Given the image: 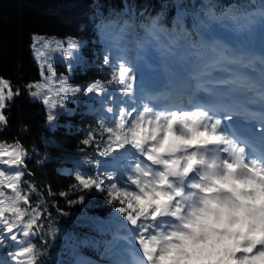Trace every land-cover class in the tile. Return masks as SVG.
Segmentation results:
<instances>
[{
	"label": "snow or ice",
	"instance_id": "obj_1",
	"mask_svg": "<svg viewBox=\"0 0 264 264\" xmlns=\"http://www.w3.org/2000/svg\"><path fill=\"white\" fill-rule=\"evenodd\" d=\"M216 7L208 3L189 13L178 4L170 28L159 25V16L140 25L146 36L135 49L123 42L133 26L129 20L102 24L106 82L72 86L69 77H57L52 53L68 61L71 72L80 42L33 36L43 82L26 90L47 106V122L59 115L53 97L63 108L69 94L80 92L95 94L111 114L87 131L82 143L95 148L84 153L88 170L78 168L71 185L74 192H106L108 203L117 205L116 234L106 242L111 264H264V3ZM152 48L158 56L149 62ZM18 95L0 78V126L8 124L3 110ZM233 116L258 118L262 131L222 124ZM26 157L19 142H0V248L6 241L15 248L0 256V264H41L43 253L32 238L48 233L40 205L31 207L21 189L22 177L32 175ZM35 190L29 184V192Z\"/></svg>",
	"mask_w": 264,
	"mask_h": 264
},
{
	"label": "trees",
	"instance_id": "obj_2",
	"mask_svg": "<svg viewBox=\"0 0 264 264\" xmlns=\"http://www.w3.org/2000/svg\"><path fill=\"white\" fill-rule=\"evenodd\" d=\"M241 0H0V78L9 80L15 92L3 111L8 124L0 131V142H19L27 151L26 173L22 177V192L29 195L31 207L40 205L43 213L41 222L47 235L38 234L32 238L43 253L41 264H74L77 256L89 259L87 264H108L112 261L109 244L116 234L113 209L116 204L108 203L107 193L92 191L74 192L71 185L76 183L74 173L88 170L83 165L84 153H92L94 145H84L89 129H98L100 118L105 115L100 98L95 94L75 96L69 94L64 107L57 102L56 119L49 124L46 116L48 108L42 100L29 95L26 86L42 80L40 64L34 58L33 36L52 35L72 37L80 44L82 60L68 71L67 66L56 67L64 70L72 86L86 85L96 79L106 82L108 66L103 64L105 43L101 40L102 24L111 20H129L133 26L125 37L130 49L145 38L141 24L150 25L152 18L160 17L159 25L172 26L177 13V5L189 13L200 10L210 3L221 7L238 4ZM264 0H256V4ZM253 5L249 10L255 9ZM191 21V15L186 17ZM134 34H136L134 36ZM104 71H101V69ZM118 87V86H117ZM34 91V89H33ZM111 98L109 97V100ZM114 106L107 103L104 107ZM69 110L70 113L69 114ZM96 139L100 137L95 134ZM82 149L84 151H82ZM6 168V166H4ZM60 167L64 171L60 170ZM12 171L14 174V170ZM72 173V175H69ZM29 184L36 190L29 192ZM6 192L10 190L5 189ZM60 192L70 193L66 198ZM86 197L84 203L69 204V200ZM43 202V203H42ZM21 207H27L21 205ZM47 211H44V209ZM57 208L67 215H61ZM52 230L48 229V219ZM119 215V214H117ZM27 218H25V222ZM126 224L127 222L124 221ZM121 229L120 231H122ZM119 234V233H118ZM13 242L6 241L0 248V256L14 251Z\"/></svg>",
	"mask_w": 264,
	"mask_h": 264
},
{
	"label": "rangeland",
	"instance_id": "obj_3",
	"mask_svg": "<svg viewBox=\"0 0 264 264\" xmlns=\"http://www.w3.org/2000/svg\"><path fill=\"white\" fill-rule=\"evenodd\" d=\"M250 11H255V9H252V10H250ZM223 35L225 36V38L226 39H229L233 44H235L236 42H237V40H236V38L234 37V36H230V35H228L227 33H223ZM39 37H47V38H49V39H51V38H55V39H59V40H66L68 37H58V36H52V35H41V36H39ZM75 40H77V39H75ZM78 41V40H77ZM126 40H124L123 42L124 43H126L125 42ZM34 43V42H33ZM127 44V43H126ZM33 46V45H32ZM66 46V45H65ZM128 46V45H127ZM33 53H34V50H33ZM34 56H35V54H34ZM158 56V53L155 51V49L154 48H152V49H150V51L147 53V57H148V59H149V62H152V61H154L155 59H156V57ZM79 59H77V60H73V61H71V63L74 65L76 62H80L81 60H82V56H81V53H80V49H79ZM38 61V63L40 64L41 63V61H39V60H37ZM51 62H52V64H53V68L55 69L56 67H61L62 65L64 66H67V68H68V61H66V60H63L61 57H60V54L59 53H52V60H51ZM55 71V73H56V76L57 77H59V76H63L62 74L64 73V70H62V69H59V70H54ZM145 71V76L146 77H148V76H150L151 74H150V72L148 71V69H145L144 70ZM39 82H43L42 80L41 81H39ZM34 91H35V89H34ZM39 100H42V99H39ZM52 111H53V113L55 114V113H57L58 111H57V107L55 108V109H52ZM105 115H111V114H107L106 112H105ZM254 120V119H253ZM60 170H63V168L62 167H60ZM129 227H131L130 225H129ZM119 235H125V231L123 230V233H119ZM122 243V242H121ZM89 262V259L88 258H86L85 256H77L75 259H74V264H87Z\"/></svg>",
	"mask_w": 264,
	"mask_h": 264
},
{
	"label": "bare ground",
	"instance_id": "obj_4",
	"mask_svg": "<svg viewBox=\"0 0 264 264\" xmlns=\"http://www.w3.org/2000/svg\"><path fill=\"white\" fill-rule=\"evenodd\" d=\"M234 117L240 121L239 124H240L243 128H248V129H252V130H253V126L255 125L254 120H251V119H244V118H241V117H239V116H234Z\"/></svg>",
	"mask_w": 264,
	"mask_h": 264
}]
</instances>
